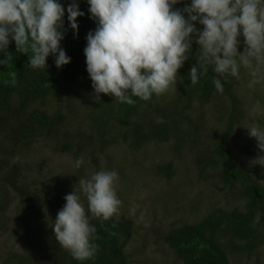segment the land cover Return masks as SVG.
I'll list each match as a JSON object with an SVG mask.
<instances>
[{
  "label": "trees",
  "instance_id": "obj_1",
  "mask_svg": "<svg viewBox=\"0 0 264 264\" xmlns=\"http://www.w3.org/2000/svg\"><path fill=\"white\" fill-rule=\"evenodd\" d=\"M230 1L223 6L219 0H0V153L5 144L28 148L40 138L92 161L106 144L120 140L137 148L173 138L178 151L197 138V128L186 122L190 107L226 98L223 132L200 153L197 165L199 172L214 171L221 192L238 201L168 230L162 241L178 264H230L235 256L254 255L264 246L263 164L246 163L225 146L243 117L232 93L234 59L257 0ZM209 34L234 38L232 50L226 42H208ZM169 67H176L175 92L161 103L159 73ZM50 99L51 109H37ZM8 153L0 159V232L7 221L15 225L25 217L7 216L9 187L30 212L26 216L56 205L54 193L39 203L15 187L21 166ZM132 230V221L116 218L102 199L66 231L49 233L45 241L36 232L34 245L0 264H129L125 245ZM62 233L67 244L60 241Z\"/></svg>",
  "mask_w": 264,
  "mask_h": 264
},
{
  "label": "rangeland",
  "instance_id": "obj_2",
  "mask_svg": "<svg viewBox=\"0 0 264 264\" xmlns=\"http://www.w3.org/2000/svg\"><path fill=\"white\" fill-rule=\"evenodd\" d=\"M219 2L223 6L229 2L230 6L232 1ZM240 37L237 42L242 50L234 59L237 77L232 93L243 117L234 126L225 148L236 151L246 163L261 162L264 172V129L259 125L261 122L264 126V0L256 1ZM207 40L219 47L226 42L229 52L234 38H212L209 34ZM151 42L154 40L146 44ZM169 69H161L159 73L157 99L161 103L173 98L175 92L176 67ZM51 101L44 100L36 105L37 109L48 111L54 105ZM228 105L226 98L194 103L185 114L186 122L197 128V138L193 145L187 144L178 151L174 149L173 138L146 142L137 148L120 140L115 145L106 144L101 153L94 154L92 161L86 154L82 157L60 152L55 140L45 138L28 148L5 144L0 159L7 158L9 151L21 166L15 187L30 191L39 203L54 193L56 205L26 216L29 211L20 205L17 191L9 187L7 216L25 217L15 225L11 224L12 220L7 221L8 228L0 232V261L10 253H24L38 240V231L44 233L38 236H45L44 241L49 233L57 236L66 231L72 222L89 216L98 201L104 199L116 218L125 217L133 223L131 238L125 245L129 264H178L163 243L162 235L182 224L197 222L215 207L238 201L221 192L214 171L208 168L199 172L197 165L200 153L210 149L223 132ZM164 166H167L165 174L161 172ZM85 209L87 214H83ZM60 235L63 236L60 241L67 244L66 234ZM230 264H264V246L248 258L235 256Z\"/></svg>",
  "mask_w": 264,
  "mask_h": 264
}]
</instances>
